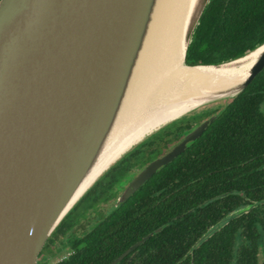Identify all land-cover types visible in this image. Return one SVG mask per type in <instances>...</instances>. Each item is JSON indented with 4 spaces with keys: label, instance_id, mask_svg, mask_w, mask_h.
Listing matches in <instances>:
<instances>
[{
    "label": "water",
    "instance_id": "95a60500",
    "mask_svg": "<svg viewBox=\"0 0 264 264\" xmlns=\"http://www.w3.org/2000/svg\"><path fill=\"white\" fill-rule=\"evenodd\" d=\"M209 2L193 0L183 37L185 64ZM174 3L0 1V264H39L53 232L96 181L133 145L161 128L155 126L112 160L135 126L139 100L153 94L151 71L163 40L159 39L167 8ZM188 67L231 70L241 76L198 92L165 99L160 95L156 103L138 109L136 116L173 102L185 106L183 116L237 97L264 70V44L230 61ZM216 118L192 129L170 152L141 170L115 208L184 153ZM262 204L264 200L257 201L219 220L188 255ZM153 234L111 264H118Z\"/></svg>",
    "mask_w": 264,
    "mask_h": 264
},
{
    "label": "trees",
    "instance_id": "16d2710c",
    "mask_svg": "<svg viewBox=\"0 0 264 264\" xmlns=\"http://www.w3.org/2000/svg\"><path fill=\"white\" fill-rule=\"evenodd\" d=\"M217 11L214 0H210L192 36L188 66L220 64L264 44V36L238 31L234 11L225 20H220ZM254 97L264 100V70L187 151L76 239L75 253L59 264H111L151 233L118 264H260L264 204L232 220L193 256L188 255L219 220L264 200V118L250 114V121H242L239 115L247 109L249 113L256 110L250 103ZM173 123L174 128L156 133L147 144L140 145L145 148L134 149L106 171L53 234L58 236L60 230L71 228L66 220L88 199L104 200L128 175L134 158L153 160L170 141L168 136L178 137V132L191 128L193 120ZM258 166L259 170L255 168Z\"/></svg>",
    "mask_w": 264,
    "mask_h": 264
},
{
    "label": "bare ground",
    "instance_id": "6f19581e",
    "mask_svg": "<svg viewBox=\"0 0 264 264\" xmlns=\"http://www.w3.org/2000/svg\"><path fill=\"white\" fill-rule=\"evenodd\" d=\"M192 3L193 0H175L174 5L167 8L166 20L159 39L163 40L161 44L158 43L157 57L151 71L153 94L139 100L134 114L135 126L129 129L127 137L112 160L155 126L162 125L186 112L185 106L180 102L169 103L157 112L153 111L150 114L146 112L139 117L136 116L138 109H145L151 102L156 103L160 95L165 99L177 93L198 92L203 88L227 84L241 76L231 70L219 72L202 67L190 68L185 64L183 37ZM154 77H157V81Z\"/></svg>",
    "mask_w": 264,
    "mask_h": 264
},
{
    "label": "rangeland",
    "instance_id": "374dc122",
    "mask_svg": "<svg viewBox=\"0 0 264 264\" xmlns=\"http://www.w3.org/2000/svg\"><path fill=\"white\" fill-rule=\"evenodd\" d=\"M231 100L232 99H228L225 101H218L214 104H210L205 107L198 108L191 113L189 112L183 116L173 119L172 121L166 124L165 123L162 124L159 130H161L162 128L164 129L168 125H171L169 129H172L174 128V124H175L173 122L180 121L181 119H186L189 121L190 119H192V117H196L198 122L203 123L204 121L208 119L207 117L209 115L215 114L213 116H216L217 113L212 110V108L216 106H213V105L219 104L217 107H219L218 109H221L222 105L224 106L225 103ZM196 127H197V124L193 125L192 129ZM159 130H155L154 132L142 138L140 142L136 143L128 151H126V153H124L121 156V158L117 160L116 163H114V165L117 164L121 159H123L127 154H129L134 149L145 148V146H140V145L142 143L147 144L148 142L147 140H151L153 135ZM173 146H174L173 144L172 145L169 144L168 146H163L162 155L168 153V151ZM142 162L143 161L142 160L140 161V158L139 159L134 158V161L130 163L129 167L131 168L129 170V173H127L128 175H125L124 178H122L116 183L112 192L104 200L97 201V199H92V197L91 199H88L84 204H82L79 210L75 211L73 215L66 220L67 224L69 225L75 224V225L71 227L68 231L67 229H63V230H60V232H58L57 234L65 235V232L67 231L66 233L67 239L68 238L77 239L83 236L85 233H87L97 222L102 220L103 216H105L109 211H112L115 208L118 197L122 195L124 189L128 186V184L132 181V179H134L140 173V171L144 168L145 165L148 164L149 161H144L143 163ZM60 239H61L60 244L57 245L56 247L53 246L51 250H49V254L51 255V258L48 260L47 262L48 264H56L60 260V258L65 256L66 253H68L70 250L68 247L69 243L65 242L63 238H60Z\"/></svg>",
    "mask_w": 264,
    "mask_h": 264
},
{
    "label": "flooded vegetation",
    "instance_id": "af4514ba",
    "mask_svg": "<svg viewBox=\"0 0 264 264\" xmlns=\"http://www.w3.org/2000/svg\"><path fill=\"white\" fill-rule=\"evenodd\" d=\"M214 5L216 6V9L218 10L217 11V14H218L217 16H221L220 20L221 19L225 20V18L229 16L228 14H230L231 12L234 11L235 18L237 20V24L236 25L239 26V28H240V29H238V31H242L243 33H247L250 36H252L253 33L257 34V36H259V37H263L264 36V0H214ZM254 41H256V40H254ZM235 45H237V44H235ZM231 103H233V102L229 101V102L225 103L224 106L222 105L221 109H218L219 107H217L219 104L213 105V106H216V107L212 108V110L217 112V114H216V116H217V115L221 114V112ZM250 103H251L252 107L254 105L256 106V110H254L252 113H249V111L247 109L243 113H240L239 115H240V118H242L241 120L243 121V118H244V119H247V121H250V114H252V115L258 114L259 116L264 118V100L260 101L258 99V97H254V98H250ZM213 115H215V114H213ZM213 115H209L207 118L210 119ZM190 120H193V123H192V126H191L190 129H188L186 131L178 132L177 133L178 137H174L173 135L172 136L171 135L168 136V138H170V141L164 146H168L169 144L170 145H172V144L174 145L173 147H171V149L168 152H170L174 147H176L179 143H181L183 141V139L188 134V132H190L191 129L193 128V125L197 124V126H198V125H200L202 123V122H198L196 117H192V119H190ZM170 126L171 125H168L164 129L162 128L161 130L157 131L156 133H159L162 130H165V131L169 130ZM197 140L189 143L187 145V148H186L185 151H187V149L190 146H192ZM164 155H162V153H161L156 158H154L153 160H155V159H157L159 157H162ZM153 160L149 159L148 160L149 161L148 164L151 163ZM147 165H145L144 168ZM255 168L257 170L260 169L259 166L255 167ZM96 224L92 228H94L96 226ZM69 229L70 228H67V231ZM67 231L65 232V235L56 236L55 234H53L49 238V240L47 241V243L45 244L44 248L42 249V251H41V253L39 255V259H38L39 260V264H48L47 262L51 258V255L49 254V250H51V248L53 246L56 247L57 245L60 244V242H61L60 238H63V240L65 242L69 243L68 247H69L70 250H69L68 253H66L65 256L60 258V260L56 264H59V263L67 261L75 253L74 243L76 242V239H69V238L67 239V235H66ZM263 263H264V253H262L261 259H260V264H263Z\"/></svg>",
    "mask_w": 264,
    "mask_h": 264
}]
</instances>
